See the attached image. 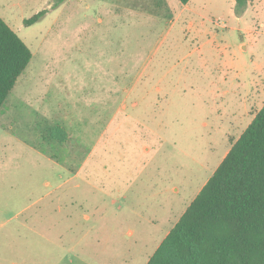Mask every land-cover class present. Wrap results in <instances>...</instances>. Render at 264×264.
<instances>
[{
    "label": "rangeland",
    "instance_id": "374dc122",
    "mask_svg": "<svg viewBox=\"0 0 264 264\" xmlns=\"http://www.w3.org/2000/svg\"><path fill=\"white\" fill-rule=\"evenodd\" d=\"M0 16L33 52L0 110V264H146L264 105V0Z\"/></svg>",
    "mask_w": 264,
    "mask_h": 264
},
{
    "label": "trees",
    "instance_id": "16d2710c",
    "mask_svg": "<svg viewBox=\"0 0 264 264\" xmlns=\"http://www.w3.org/2000/svg\"><path fill=\"white\" fill-rule=\"evenodd\" d=\"M235 1L238 13L249 2ZM32 58L0 16V110ZM49 137L63 142L67 133L57 125ZM146 264H264V105Z\"/></svg>",
    "mask_w": 264,
    "mask_h": 264
},
{
    "label": "crops",
    "instance_id": "0c3cea01",
    "mask_svg": "<svg viewBox=\"0 0 264 264\" xmlns=\"http://www.w3.org/2000/svg\"><path fill=\"white\" fill-rule=\"evenodd\" d=\"M261 1V0H260Z\"/></svg>",
    "mask_w": 264,
    "mask_h": 264
}]
</instances>
